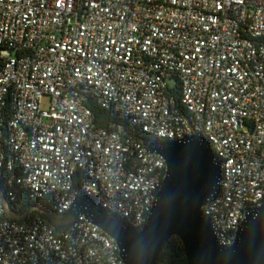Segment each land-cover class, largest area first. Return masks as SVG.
Here are the masks:
<instances>
[{"label": "built area", "instance_id": "built-area-1", "mask_svg": "<svg viewBox=\"0 0 264 264\" xmlns=\"http://www.w3.org/2000/svg\"><path fill=\"white\" fill-rule=\"evenodd\" d=\"M191 129L221 163L201 212L228 246L264 200V0H0V264H123L82 216L57 232L3 200L63 214L82 192L138 230L165 164L128 133Z\"/></svg>", "mask_w": 264, "mask_h": 264}, {"label": "water", "instance_id": "water-1", "mask_svg": "<svg viewBox=\"0 0 264 264\" xmlns=\"http://www.w3.org/2000/svg\"><path fill=\"white\" fill-rule=\"evenodd\" d=\"M139 140L148 154L158 155L165 164L152 207L140 229L131 230L99 210L82 192L63 214L36 206L16 214L3 200L5 215L20 221L37 211L57 232L70 229L82 216L114 240L123 264H156L171 237L180 241L187 264H264V200L259 207L246 211L228 246L219 244L212 222L201 212L219 195L221 163L200 134L191 129L188 136L178 140Z\"/></svg>", "mask_w": 264, "mask_h": 264}, {"label": "trees", "instance_id": "trees-1", "mask_svg": "<svg viewBox=\"0 0 264 264\" xmlns=\"http://www.w3.org/2000/svg\"><path fill=\"white\" fill-rule=\"evenodd\" d=\"M88 107L90 108V110L92 111L93 115L96 118L100 117L104 120L102 122H97L98 124L104 126L106 124L105 121H108L110 119V117L108 116V113L105 112L104 110H102L101 108H99L98 106L93 105V104H88ZM180 112L184 114V111H182V109L180 110ZM128 134L131 135V137H133L135 139L141 138V136L135 132H130ZM16 198H17L16 199L17 202H19L21 199L20 195H18ZM29 206H36L39 208L49 210L45 204H43L42 202L36 201V200L29 199L27 201L21 202V209L23 211L26 208H28ZM29 215H30V217L31 216H38L42 220L45 219L44 216L39 214L37 211H32ZM46 223H48V222H46ZM45 264H56V263L55 262H47ZM156 264H187L185 257H184L182 245L176 237H171L167 241V243L163 247L161 253L158 255V257L156 259Z\"/></svg>", "mask_w": 264, "mask_h": 264}, {"label": "rangeland", "instance_id": "rangeland-1", "mask_svg": "<svg viewBox=\"0 0 264 264\" xmlns=\"http://www.w3.org/2000/svg\"><path fill=\"white\" fill-rule=\"evenodd\" d=\"M169 84H171V81H168ZM46 104V97L43 96L42 101H41V107H45Z\"/></svg>", "mask_w": 264, "mask_h": 264}]
</instances>
